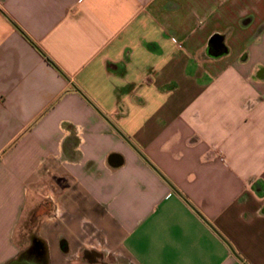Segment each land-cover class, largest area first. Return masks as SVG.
I'll return each mask as SVG.
<instances>
[{
    "label": "crops",
    "instance_id": "crops-1",
    "mask_svg": "<svg viewBox=\"0 0 264 264\" xmlns=\"http://www.w3.org/2000/svg\"><path fill=\"white\" fill-rule=\"evenodd\" d=\"M33 195L116 264H264V0H0V264Z\"/></svg>",
    "mask_w": 264,
    "mask_h": 264
},
{
    "label": "rangeland",
    "instance_id": "rangeland-1",
    "mask_svg": "<svg viewBox=\"0 0 264 264\" xmlns=\"http://www.w3.org/2000/svg\"><path fill=\"white\" fill-rule=\"evenodd\" d=\"M52 210L53 201H51L50 197L42 198L33 195L32 202L29 203L27 211H25L23 214V217L21 218L14 233V239L19 248V254L12 261H26L30 264L115 263V261L118 259V255H105L100 251L88 249L90 248L89 244L85 246L84 240L85 237L89 236V234L85 235L84 231H90V222L83 219L74 220L68 218L53 220L51 217L53 216ZM62 222L67 225L70 223V225L76 224L77 232L81 233H79L76 237H73V241H70L71 247L73 249L71 251H68V245L64 243V241H61L60 238L62 236L55 238V235H50V231H53L52 227L63 224ZM35 243L39 244L40 246V254L33 255L32 251L34 249ZM55 247H57V249ZM53 248H55V250H53ZM85 248H87V250Z\"/></svg>",
    "mask_w": 264,
    "mask_h": 264
},
{
    "label": "flooded vegetation",
    "instance_id": "flooded-vegetation-1",
    "mask_svg": "<svg viewBox=\"0 0 264 264\" xmlns=\"http://www.w3.org/2000/svg\"><path fill=\"white\" fill-rule=\"evenodd\" d=\"M39 248H40L39 244L35 243V244H34V249H33V251H32V252H33L32 254H33V255H34V254H40V249H39ZM37 256H38V255H37ZM32 257H33V256H32ZM29 264H30V263H29Z\"/></svg>",
    "mask_w": 264,
    "mask_h": 264
},
{
    "label": "water",
    "instance_id": "water-1",
    "mask_svg": "<svg viewBox=\"0 0 264 264\" xmlns=\"http://www.w3.org/2000/svg\"><path fill=\"white\" fill-rule=\"evenodd\" d=\"M7 264H29V263H27L26 261H11Z\"/></svg>",
    "mask_w": 264,
    "mask_h": 264
},
{
    "label": "trees",
    "instance_id": "trees-1",
    "mask_svg": "<svg viewBox=\"0 0 264 264\" xmlns=\"http://www.w3.org/2000/svg\"><path fill=\"white\" fill-rule=\"evenodd\" d=\"M47 61H50L48 58H46Z\"/></svg>",
    "mask_w": 264,
    "mask_h": 264
}]
</instances>
